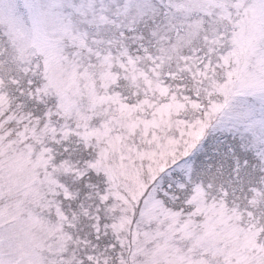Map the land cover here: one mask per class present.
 I'll return each instance as SVG.
<instances>
[{
    "label": "snow or ice",
    "instance_id": "1",
    "mask_svg": "<svg viewBox=\"0 0 264 264\" xmlns=\"http://www.w3.org/2000/svg\"><path fill=\"white\" fill-rule=\"evenodd\" d=\"M0 264H264V0H0Z\"/></svg>",
    "mask_w": 264,
    "mask_h": 264
}]
</instances>
